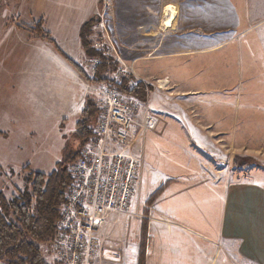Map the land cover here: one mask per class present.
Wrapping results in <instances>:
<instances>
[{
	"label": "rangeland",
	"instance_id": "rangeland-1",
	"mask_svg": "<svg viewBox=\"0 0 264 264\" xmlns=\"http://www.w3.org/2000/svg\"><path fill=\"white\" fill-rule=\"evenodd\" d=\"M96 2L87 37L111 62L101 76L106 79L98 81L93 59L101 57L80 55L73 39L74 25L96 10ZM167 3L178 14L174 27L163 30ZM10 23L25 28V37L43 38L74 68L77 62L82 66L90 77L88 99L99 111L90 128L104 112L100 100L108 85L118 87L124 78L130 89L136 78L151 87L155 125L147 134L136 193L128 212H109L97 232L94 264H256L215 233L223 214L217 182L264 184V55L260 48L256 53L264 37H254L257 30L238 28L234 40L241 47L235 45V55L232 49L228 54V43L218 48L224 19L216 0H0V31ZM66 32L65 51L59 43ZM18 34L0 46V122L10 123L0 128V192L6 196L19 193L30 172H51L79 146L76 111L67 105L61 114L50 103L48 118H40L13 96L17 87L9 73L28 65ZM49 65L57 68L51 57ZM74 104L71 100L69 108ZM155 132L158 148L150 164L147 151ZM41 247L54 264L52 242Z\"/></svg>",
	"mask_w": 264,
	"mask_h": 264
},
{
	"label": "crops",
	"instance_id": "crops-1",
	"mask_svg": "<svg viewBox=\"0 0 264 264\" xmlns=\"http://www.w3.org/2000/svg\"><path fill=\"white\" fill-rule=\"evenodd\" d=\"M216 7L218 16L221 17L222 15L224 19V25L217 32L218 48L226 49L225 46L228 43V45L232 46L227 47L228 54L232 49L235 55L238 48H235V45L237 44V46L241 47L234 40L238 28L249 31L252 29L257 30L254 33V37L257 39L260 36L264 37V0H216ZM97 11L98 3L95 11L89 12L86 17L81 18L74 25L73 39L76 42V50H79V54L82 56L86 54L81 41V28ZM66 25L67 22L64 20L62 23L64 30ZM256 26H262V28ZM2 29L0 31V46L9 41L8 37L13 32H18V37L20 38L17 40V44L24 45L27 50L22 60L28 62V65L19 71H15L18 77H15V73H9V76L14 78L12 81L13 84L17 87L14 88L13 96L19 95V98H21L20 104L23 103L24 108L30 109L40 118H48L50 103L53 104V107L56 105L59 110L58 113L61 114L65 113V109L60 111V107H66L68 105V109H70L69 111L72 114L76 111V122H78L87 104L90 83L65 58L58 56L54 46H50L48 42L45 44L43 38L37 37L34 34L31 37L23 36L22 34L27 30L18 27L14 23H10ZM67 34L66 32L64 36L61 35L63 40L59 43L60 47L63 48L64 46L65 49H68L64 43ZM250 40L247 43V48L252 53ZM67 44L69 45L70 43L68 42ZM256 44V53L260 48L264 55V42L258 40ZM65 49L63 48V50ZM243 52L245 53L244 48ZM50 57L55 61L56 69L53 66L50 67ZM15 60H17V57ZM59 87H61V93L59 92ZM51 88H54V91L50 94ZM65 88L68 90L67 94L64 92ZM71 100L72 103L75 102L72 109L69 108ZM6 124H1L0 122V128ZM6 133H11V131L8 130ZM156 134L157 132L151 136L150 149L147 151V154H149V163L152 162L153 156L157 153L158 147L154 142ZM175 183H172V185ZM217 183V191L221 200L223 214L221 224L216 229L217 233L215 234L225 244L233 243L236 246L237 254L240 258L242 257L256 264H264V184L257 179H235ZM171 188L173 187L170 185L166 190ZM163 195H167V191ZM185 228L193 231L189 227ZM195 234L203 239L206 238L205 235L197 231H195Z\"/></svg>",
	"mask_w": 264,
	"mask_h": 264
},
{
	"label": "built area",
	"instance_id": "built-area-1",
	"mask_svg": "<svg viewBox=\"0 0 264 264\" xmlns=\"http://www.w3.org/2000/svg\"><path fill=\"white\" fill-rule=\"evenodd\" d=\"M93 63L96 70L100 59ZM130 82L132 89L140 81ZM145 85V100L115 85L104 89V112L79 155L67 165L71 181L52 241L54 264H94L96 235L109 212H128L140 180L147 134L155 125L151 92Z\"/></svg>",
	"mask_w": 264,
	"mask_h": 264
},
{
	"label": "trees",
	"instance_id": "trees-1",
	"mask_svg": "<svg viewBox=\"0 0 264 264\" xmlns=\"http://www.w3.org/2000/svg\"><path fill=\"white\" fill-rule=\"evenodd\" d=\"M90 22H85L81 28L82 46L90 57H101L96 67L95 80H104L106 78L101 76L111 68V62L92 47V42L87 37ZM43 35L49 36L44 31ZM75 67L86 81H90L81 65L76 63ZM118 87L140 99L147 98L144 82L140 81L129 89L128 79L123 78ZM148 88L151 90L149 85ZM98 112L92 100L88 99L82 117L77 122L79 146L76 151L70 149L51 172H30L26 176V186L11 197L0 192V264H52L45 259L41 244L52 242L56 236L65 190L71 181L67 164L79 155L90 137V126L96 121Z\"/></svg>",
	"mask_w": 264,
	"mask_h": 264
},
{
	"label": "bare ground",
	"instance_id": "bare-ground-1",
	"mask_svg": "<svg viewBox=\"0 0 264 264\" xmlns=\"http://www.w3.org/2000/svg\"><path fill=\"white\" fill-rule=\"evenodd\" d=\"M177 14H178L177 6H175L174 4L165 5V7H164V19L162 22L163 23L162 26H163L164 30H168L170 28H173ZM158 81L161 83L164 82L163 80H158ZM164 85L162 84L161 86L164 87Z\"/></svg>",
	"mask_w": 264,
	"mask_h": 264
}]
</instances>
